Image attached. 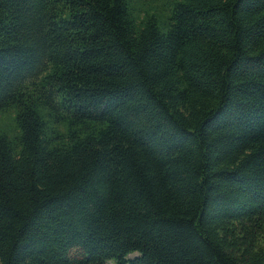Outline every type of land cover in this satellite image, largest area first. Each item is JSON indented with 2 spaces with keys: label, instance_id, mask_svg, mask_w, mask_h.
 <instances>
[{
  "label": "trees",
  "instance_id": "1",
  "mask_svg": "<svg viewBox=\"0 0 264 264\" xmlns=\"http://www.w3.org/2000/svg\"><path fill=\"white\" fill-rule=\"evenodd\" d=\"M0 113V264H264V0H0Z\"/></svg>",
  "mask_w": 264,
  "mask_h": 264
},
{
  "label": "rangeland",
  "instance_id": "2",
  "mask_svg": "<svg viewBox=\"0 0 264 264\" xmlns=\"http://www.w3.org/2000/svg\"><path fill=\"white\" fill-rule=\"evenodd\" d=\"M12 116L9 113H0V124L10 125ZM136 255H131L130 258H134Z\"/></svg>",
  "mask_w": 264,
  "mask_h": 264
}]
</instances>
